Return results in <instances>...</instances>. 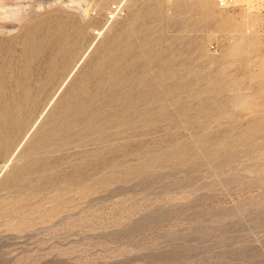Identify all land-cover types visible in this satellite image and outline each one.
I'll use <instances>...</instances> for the list:
<instances>
[{
	"label": "rangeland",
	"instance_id": "rangeland-1",
	"mask_svg": "<svg viewBox=\"0 0 264 264\" xmlns=\"http://www.w3.org/2000/svg\"><path fill=\"white\" fill-rule=\"evenodd\" d=\"M0 13V264H264V0ZM75 95L105 133L35 151Z\"/></svg>",
	"mask_w": 264,
	"mask_h": 264
},
{
	"label": "water",
	"instance_id": "water-1",
	"mask_svg": "<svg viewBox=\"0 0 264 264\" xmlns=\"http://www.w3.org/2000/svg\"><path fill=\"white\" fill-rule=\"evenodd\" d=\"M81 89V87H80ZM93 99L90 98V100L88 101V99H82L79 95H75L74 97H72L71 101L67 102L65 104L64 108V112H65V116L67 115V117H65L64 121L62 122H58L57 123V127H59L58 131L62 132V126H67L69 129H72L70 131L69 134V139H65L64 137H58L57 142H53L51 145L50 139H46L43 138L41 140L38 141V145L37 148L35 149V151H37L38 149H40L41 151H44L46 153H50L52 154L53 151H59L60 146L66 145V144H72L75 145L76 140L77 139V134L79 135H89L91 137L93 136H99L105 133V129L101 128L99 130V132L96 131V128H100L101 125H103V123L105 122L103 120V117L106 116L104 114H106V111H100V107H102L101 103H97V105H95V103L92 102ZM84 104L86 106L85 109H83L82 107H80L79 105ZM76 105V110H72L74 107L73 106ZM75 111H80L82 112V117L81 119H76L73 117V115L71 114L72 112ZM108 113V112H107ZM109 114V113H108ZM68 121H67V120ZM30 120V118L28 119V121ZM119 120V118H115L113 120L114 124V128L118 129V127L115 125L117 123V121ZM53 127H55V124H53L52 126L49 127V129L51 130ZM36 135V134H35ZM13 143V142H11ZM59 144V146H58ZM22 155V154H21ZM10 191H13L12 187L10 189Z\"/></svg>",
	"mask_w": 264,
	"mask_h": 264
},
{
	"label": "bare ground",
	"instance_id": "bare-ground-1",
	"mask_svg": "<svg viewBox=\"0 0 264 264\" xmlns=\"http://www.w3.org/2000/svg\"><path fill=\"white\" fill-rule=\"evenodd\" d=\"M3 6H4V5H3ZM7 6H8V4H7ZM2 8H3V7H2ZM19 9H20V8H19ZM19 9H17V10H19ZM11 10H12V9H11ZM6 11H7V10H6ZM8 11H9V9H8ZM8 11H7V13H8ZM11 12H12V11H11ZM13 12H15V11H13ZM20 12H21V11H20ZM15 13H16V12H15ZM0 14H1V13H0ZM13 14H14V13H13ZM16 14H17V13H16ZM8 15H10V14H8ZM10 16H11V15H10ZM15 16H16V15H14V17H15ZM3 17H4V16H2V19H1V17H0V21H4L5 17H7V16H5L4 18H3ZM6 24H7V23H6ZM66 25H67V24H66ZM1 28H2V27H1ZM56 28H57V27H56ZM56 30H57V29H56ZM38 31L40 32V30H38ZM33 32H34V30H33ZM60 32H61V31H60ZM63 32H64V31H63ZM37 33H38V32H37ZM31 35H33V34H31ZM34 35H36V34H34ZM36 36H37V35H36ZM33 37H34V36H33ZM20 40H21V39H20ZM2 41H3V40H2ZM24 42H25V41H24ZM1 43H2V42H1ZM4 43H5V42H4ZM24 44H25V43H24ZM35 44H36V43H35ZM36 46H38V45H36ZM30 48H31V47H30ZM1 49H2V48H1ZM8 50H9V49H8ZM8 50H7V52H9ZM13 51H14V50H13ZM42 51H43V50H42ZM3 53H4V52H3ZM20 53H21V52H20ZM0 54H1V53H0ZM24 54H25V53H24ZM5 55H6V54H5ZM29 55H31V54H29ZM11 56H12V55H11ZM15 56H16V55H15ZM5 57H6V56H5ZM7 57H8V55H7ZM7 57H6V58H7ZM25 57H26V56H25ZM25 57H24V58H25ZM28 57L30 58V56H28ZM31 57H32V56H31ZM6 58H4V59H6ZM15 58H16V57H15ZM4 59H3V60H4ZM22 59H23V58H22ZM37 59H38V58H37ZM0 60H1V61H0V71H1V72H2V70H4L3 67H5L6 69H8V67H9L8 65H11V64H12V62H11V64L8 63V62H7L8 60H7L6 62L2 61V57H1V56H0ZM13 60H15V59L13 58ZM13 60H12V61H13ZM23 60H24V59H23ZM30 60H31V58H30ZM33 60H34V59H33ZM33 60H32V61H33ZM19 61H22V60H19ZM25 61H26V60H25ZM33 62H34V61H33ZM22 63H23V62H22ZM29 63H30V62H29ZM34 63H35V62H34ZM23 64H24V63H23ZM25 64H26V62H25ZM30 64H31V63H30ZM15 65H16V64H15ZM19 65H20V63H19ZM21 65H22V64H21ZM41 65H42V64H41ZM12 66H14V65H12ZM17 66H18V65H17ZM31 66L33 67L34 65L32 64ZM31 66H30V67H31ZM20 67H22V66H20ZM20 67L18 66L19 71H20V69H21ZM26 67H28V66H26ZM15 68H16V67H15ZM1 69H2V70H1ZM23 69H24V66H23ZM29 69H32V68H29ZM33 69H34V68H33ZM9 70H10V69H9ZM12 70L14 71V67H13ZM17 70H18V69H17ZM17 70H15V71H17ZM37 70H38V69H37ZM5 71H6V70H5ZM15 71H14L13 73H15ZM22 71H23V70H22ZM32 71H33V70H32ZM6 72H7V71H6ZM11 73H12V72H11ZM21 73H22V72H21ZM19 74H20V73H19ZM27 74H28V73H27ZM109 74H110V73H109ZM5 75H6V74H5ZM7 75H8V74H7ZM10 75H11V74H10ZM15 75H16V73H15ZM17 75H18V74H17ZM17 75H16V76H17ZM20 75H21V74H20ZM0 77H1V76H0ZM3 77H4V75H3ZM10 77H12V76H10ZM12 78H13V77H12ZM5 79H6V77H5ZM8 79H9V76H8ZM14 79H16L15 76H14V78H13V81H14ZM20 79H21V78H20ZM2 80H4V79H2ZM17 80H18V79H17ZM21 80H22V79H21ZM11 81H12V80H10V82H11ZM13 81H12V83H13ZM17 82H18V81H17ZM20 82H21V81H20ZM24 82H25V81H24ZM1 83H2V82H1ZM18 83H19V82H18ZM22 83H23V82H22ZM22 83H21V84H22ZM2 84H3V83H2ZM4 84H5V83H4ZM7 84H8V83H7ZM9 84H10V83H9ZM0 85H1V84H0ZM10 85H11V84H10ZM10 85H9V86H10ZM14 85H15V84H14ZM18 85H19V84H18ZM18 85H17V86H18ZM25 85H27V84H25ZM2 86H3V85H2ZM29 86H30V85H29ZM29 86H28V87H29ZM32 86H33V84H32ZM32 86H30L29 88L31 89ZM15 87H16V86H15ZM19 87H20V86H19ZM19 87H18V88H19ZM28 87H27V89H29ZM37 87H38V86H37ZM4 88H5V87H4ZM11 88H12V87H11ZM11 88H10V90H13V89H11ZM18 88H17V89H18ZM22 88H24V87H22ZM25 88H26V87H25ZM25 88H24V89H25ZM0 89L2 90V88H0ZM36 89H37V88H36ZM8 90H9V89H8ZM18 90H19V89H18ZM25 90H26V89H25ZM31 90H35V87H34V89L32 88ZM3 91H4V89H3ZM5 91H6V90H5ZM28 91H29V90H28ZM1 92H2V91H1ZM10 92H11V91H10ZM12 92H13V91H12ZM16 92H17V91H16ZM29 92H30V91H29ZM29 92H28V93H29ZM34 92H35V91H34ZM34 92H32V93H34ZM4 93H7V92H4ZM4 93H3V94H4ZM17 93H18V92H17ZM32 93L30 92L31 95H32ZM3 94L0 93V96L3 95ZM7 94H8V93H7ZM10 94H11V93H10ZM22 94H24V92H23ZM26 94H27V93H26ZM12 95H13V94H12ZM17 95H18V94H17ZM5 96H6V95H5ZM5 96H4V98H6ZM18 96H19V95H18ZM18 96L15 95L16 99H17ZM27 96H28V95H27ZM32 96H33V95H32ZM7 97H8V96H7ZM12 97H13V96H12ZM24 97L26 98V96H24ZM24 97H23V98H24ZM28 97H29V96H28ZM8 98H10V97H8ZM19 98H21V97H18V99H19ZM25 98H24V99H25ZM30 98H31V97H30ZM1 99H2V98H1ZM11 99H12V98H11ZM11 99H10V100H11ZM14 99H15V98H14ZM28 99H29V98H28ZM28 99H27V100H28ZM32 99H33V98H32ZM10 100L8 99L7 101H10ZM12 101H13V100H12ZM21 101H22V100H21ZM15 102H16V101H15ZM4 103H5V102H4ZM7 103H8V102H7ZM9 103L11 104V101H10ZM12 103H13V102H12ZM17 104H18V102H17ZM6 106H7V105H6ZM6 106H5V108L7 109ZM12 106H14V105L12 104ZM0 107H4V105H3V106H0ZM123 110H124V109H123ZM7 111H8V109H7ZM7 111H6V112H7ZM9 111H10V110H9ZM4 113H5V111H4ZM8 113H9V112H8ZM11 113H12V112H11ZM8 115H11V114H8ZM5 116H6V115H5ZM162 116H163V115H162ZM3 117H4V116H3ZM9 117H10V116H9ZM7 118H8V117H7ZM12 118H13V117H12ZM8 119H9V118H8ZM5 147H6V146H5ZM7 147H8V146H7Z\"/></svg>",
	"mask_w": 264,
	"mask_h": 264
}]
</instances>
